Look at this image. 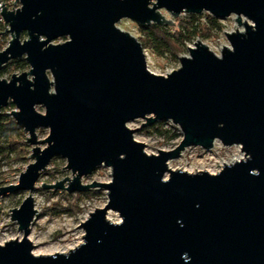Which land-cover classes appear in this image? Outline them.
I'll use <instances>...</instances> for the list:
<instances>
[{"label": "water", "instance_id": "water-1", "mask_svg": "<svg viewBox=\"0 0 264 264\" xmlns=\"http://www.w3.org/2000/svg\"><path fill=\"white\" fill-rule=\"evenodd\" d=\"M16 2L17 9L3 2L0 12L11 35L0 71L21 58L31 68L0 78V115L16 106L8 114L29 134L35 161L18 184L0 188V197L29 192L9 210L24 238L0 244V264H264V0ZM162 9L174 18L236 15L244 30L225 32L230 46L221 55L198 40L180 57L181 67L157 74L139 39L118 23L175 25ZM136 119L145 120L143 127L172 121L182 139L148 153L135 138L138 128L128 126ZM38 128H49V136L39 141ZM216 141L240 145L245 157L217 173L169 167L186 148L212 150ZM57 157L67 160L63 169L73 179L43 188H103L109 200L78 226L85 232L80 246L36 255L29 239L38 215L32 193ZM100 166L112 169V181L84 184ZM110 210L122 221H110Z\"/></svg>", "mask_w": 264, "mask_h": 264}, {"label": "rangeland", "instance_id": "rangeland-1", "mask_svg": "<svg viewBox=\"0 0 264 264\" xmlns=\"http://www.w3.org/2000/svg\"><path fill=\"white\" fill-rule=\"evenodd\" d=\"M18 6H20V3H18ZM161 12L168 19L175 21V25H171V32L175 31L179 20H184L188 17V13H183L178 18H174L165 9H162ZM208 15L209 13L207 12L201 14L202 17L200 20L202 23L207 22ZM236 19V15H232L226 19H219L222 27H213L211 29L212 36L209 38L204 39L197 37L193 41H187L184 44L172 42V51L162 42L153 38L149 39L147 35L141 31L140 25L131 19H122L118 23V26L125 31H129L142 43L148 68L154 73L167 75L173 70L181 67L180 57L189 56V46H194L195 42L198 40L203 41L212 51L221 55L224 46H230L225 32H232L236 29L244 30L243 27L239 26ZM1 32L0 46L1 50H3L8 46L11 35L3 29ZM25 38H27V35L23 34L22 39ZM63 41H65V39L56 40L55 43ZM30 68L31 67L28 65L24 69L15 70L14 66H10L4 73L0 72V78L10 80L14 73L21 74L22 72L29 71ZM49 75L52 78L50 73ZM14 109H16V106L10 104L2 111L8 114ZM37 110L45 113V107L42 105H37ZM9 115L11 116V114ZM144 122V119H136L128 123V126L133 129L138 128L135 133V138L146 143V151L148 153L158 154L161 149H173L182 139L181 137L177 140H168L167 138L160 137L150 129L151 126H141ZM158 122H164L166 127L175 126L172 121ZM21 132L19 136H14L12 138V140L17 143L13 144L12 148L6 151L4 155H0V188L10 186L11 184H18L21 172L26 171L28 165L35 161L31 157L33 146L25 142L28 140L27 137H29V134L23 129ZM37 133L38 140H44L49 136L50 129L38 128ZM38 146L44 149L47 144L39 142ZM244 157L245 154L240 145L225 146L222 142L216 141L215 147L212 150H205L199 146L188 147L182 152L179 158L170 160L168 165L172 169L186 170L190 173H197L200 171L217 173L222 170L225 164L233 163ZM66 165L67 160L65 158H54L47 169L42 172L36 183V188L32 193L35 208L38 210L37 218L34 220L29 234V239L30 236H32L36 242L35 244L30 239L35 246L33 253L35 251L51 252L55 249L67 250L72 246H74V248L80 246L84 242L85 232L78 226L89 218L91 212H94L96 208L104 207L109 200L108 191L103 188H94L87 192L75 193H69L66 189L43 188L42 184L44 182L45 184L51 185L56 184L57 181H62V177L65 178L69 176L73 179L72 171L67 168L63 169ZM94 181L103 183L111 182L112 169L106 166H100L91 175L82 178L84 184H91ZM65 185L69 186V183L66 182ZM28 195L29 192L23 190L16 192L9 191L1 195L0 244L14 239L23 240L24 232L19 230L17 222L11 220V211L9 210L20 207ZM107 217L112 222L118 223L122 221L120 214L113 210L108 212Z\"/></svg>", "mask_w": 264, "mask_h": 264}, {"label": "trees", "instance_id": "trees-1", "mask_svg": "<svg viewBox=\"0 0 264 264\" xmlns=\"http://www.w3.org/2000/svg\"><path fill=\"white\" fill-rule=\"evenodd\" d=\"M201 17V15L188 14L186 19L178 21V25L174 32L170 31V28H172L171 25L150 24L140 26V29L149 39L153 38L162 42L172 51V42L184 44L187 41H193L197 37L206 39L212 36L211 29L213 27H222L219 19L210 14L207 17L208 20L206 23L201 22ZM0 26H2L1 23ZM10 66H14L15 70H20L28 66V63L24 58L11 60L0 72L4 73ZM150 129L160 137L167 138L168 140H177L182 137V133L177 126L166 127L164 122H157L153 124ZM21 131L22 129L18 127L12 116L6 112L0 115V155H4L6 151L12 148L13 144L17 143L13 141L12 138L14 136H19L22 133Z\"/></svg>", "mask_w": 264, "mask_h": 264}, {"label": "built area", "instance_id": "built-area-1", "mask_svg": "<svg viewBox=\"0 0 264 264\" xmlns=\"http://www.w3.org/2000/svg\"><path fill=\"white\" fill-rule=\"evenodd\" d=\"M16 0H2V1H0V12H2V9H3V2L5 3V5L9 8V9H13V7H14V9H17L18 7H20V6H18V4H17V2H16V4H14V2H15ZM0 23L2 24V26H0V32L2 31V29L3 30H5L6 31V28L8 29L9 28V25L8 24H6L5 23V21H4V19H3V17H2V15H1V13H0ZM6 28H5V27ZM4 33V32H3ZM1 34V33H0ZM215 147V146H214ZM216 173V172H215Z\"/></svg>", "mask_w": 264, "mask_h": 264}, {"label": "bare ground", "instance_id": "bare-ground-1", "mask_svg": "<svg viewBox=\"0 0 264 264\" xmlns=\"http://www.w3.org/2000/svg\"><path fill=\"white\" fill-rule=\"evenodd\" d=\"M30 239L36 244V242L34 241V239L32 238V236H30ZM71 249H74V246L69 247L67 250H59V249H55V250H52L51 252L35 251L34 253H35L36 255H45V254H54V253L67 252V251H70Z\"/></svg>", "mask_w": 264, "mask_h": 264}]
</instances>
